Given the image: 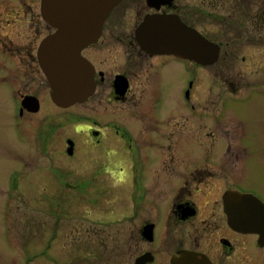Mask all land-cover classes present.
I'll use <instances>...</instances> for the list:
<instances>
[{
	"label": "flooded vegetation",
	"instance_id": "obj_1",
	"mask_svg": "<svg viewBox=\"0 0 264 264\" xmlns=\"http://www.w3.org/2000/svg\"><path fill=\"white\" fill-rule=\"evenodd\" d=\"M153 14L177 15L218 45L219 58L211 66L225 55L245 72L225 86L204 88L210 66L144 52L135 31ZM122 23L133 34L122 31ZM53 31L44 20L42 0H0V74L42 72L38 48ZM253 52L259 57L254 60L264 57V0H122L99 40L82 52L94 67L95 91L69 109L85 105L79 133L90 149L102 147V159L112 154L130 168L117 170L102 161L88 173L85 188H100V198H87L88 205L103 209L93 219L88 207L86 245L69 246V262L66 253L56 256L51 245L65 197L53 211L59 217L53 239L35 253L30 250L29 261L69 264L84 256L86 264H94L96 246L108 249L116 243V264H264V175L259 170L264 164V83L256 81L264 68L252 69ZM169 79L180 81L177 89ZM173 95L177 102L169 101ZM18 96L21 104L23 97L34 95L19 88ZM68 141L74 157L80 152L78 141ZM238 212L249 220L246 230L233 223Z\"/></svg>",
	"mask_w": 264,
	"mask_h": 264
},
{
	"label": "rangeland",
	"instance_id": "obj_2",
	"mask_svg": "<svg viewBox=\"0 0 264 264\" xmlns=\"http://www.w3.org/2000/svg\"><path fill=\"white\" fill-rule=\"evenodd\" d=\"M126 20L131 21L128 16ZM120 26L122 31L126 30L127 35L133 34L132 27L125 29L126 25L124 26L123 23ZM225 50L229 51L228 48ZM244 53L245 51L241 52L240 56ZM251 55L252 69H260V67L263 69L264 62L261 60H264V57H261V60H254L259 57H255L254 52ZM14 64L15 68L20 67L18 63ZM241 70L245 72L244 67L240 65L234 68L223 55L216 65L205 69L204 74L210 80L206 81L204 88L207 85L225 86ZM198 72L201 74L200 70ZM262 73L263 71H259L258 74L262 75ZM190 79L192 74L189 69ZM169 80L172 84L171 88L177 89L180 81L176 84L174 80ZM256 81L264 83V76L256 77ZM19 88L23 94L36 96L41 102L39 112L25 113L20 117ZM50 94V84L42 72H29L25 77L16 71L9 78L0 74V264H50L42 260L29 261L33 257V252L30 250L34 249L35 253L39 249L38 246L53 239L52 232L57 229L55 225L59 220L53 211L62 197H65L67 203L61 208L62 218L58 234L51 245L56 256L64 254L65 258L66 253V261L69 262V246H84L87 242L84 221L89 205L86 199L100 198V188L97 185L92 189L85 188L89 182L88 173L102 161L106 164L110 162V167L117 170L120 166L125 167L127 171L130 168L129 163L115 156L112 157V154H109L107 159H102L100 156L102 147L95 148L94 151L90 149L85 134L79 133L80 130H84L80 125L85 123L83 119L85 105L64 110L52 102ZM204 97L202 101L208 106L210 99ZM177 100L178 97L173 95L169 101L177 102ZM193 101H195L194 97ZM72 112L77 113L78 117H73ZM258 116L261 117L262 113L258 112ZM68 139L78 141L80 152L74 157L67 152ZM87 155H90L92 160H89ZM115 160H119L120 163H113ZM151 165L154 164L149 162V166ZM259 170L264 175V164H260ZM252 171H256L255 166ZM253 175L256 176L255 173ZM102 181L104 180L101 179ZM69 184L82 186L83 189H75ZM112 188L113 185L110 186V189ZM91 207L92 218L99 219L103 207L92 205L89 208ZM108 246V249L102 246L100 248L99 245L95 247L94 264L118 262L117 244H108ZM66 261L64 263H68ZM71 263L86 264V261L82 256L71 260L69 264Z\"/></svg>",
	"mask_w": 264,
	"mask_h": 264
},
{
	"label": "water",
	"instance_id": "obj_3",
	"mask_svg": "<svg viewBox=\"0 0 264 264\" xmlns=\"http://www.w3.org/2000/svg\"><path fill=\"white\" fill-rule=\"evenodd\" d=\"M122 0H42L45 22L54 30L40 44L38 63L50 84L51 100L61 109H69L86 102L95 91L94 67L83 55L87 47L102 35L104 24L112 10ZM144 52L151 55H173L211 66L219 58L220 48L197 30L187 26L177 15H147L135 32ZM37 113L40 101L26 96L21 103L24 111ZM69 155L73 142L68 141ZM233 199L245 200V196ZM260 213L264 214V208ZM244 212L237 213L235 226L246 230L248 221ZM191 261V260H189Z\"/></svg>",
	"mask_w": 264,
	"mask_h": 264
}]
</instances>
